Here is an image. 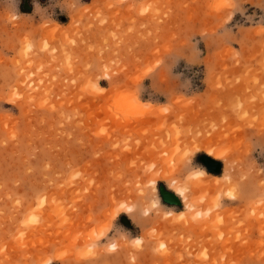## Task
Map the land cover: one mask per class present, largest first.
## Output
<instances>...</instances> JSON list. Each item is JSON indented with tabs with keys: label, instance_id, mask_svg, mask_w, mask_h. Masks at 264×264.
I'll return each mask as SVG.
<instances>
[{
	"label": "rangeland",
	"instance_id": "obj_1",
	"mask_svg": "<svg viewBox=\"0 0 264 264\" xmlns=\"http://www.w3.org/2000/svg\"><path fill=\"white\" fill-rule=\"evenodd\" d=\"M47 261L264 264V0H0V264Z\"/></svg>",
	"mask_w": 264,
	"mask_h": 264
},
{
	"label": "bare ground",
	"instance_id": "obj_2",
	"mask_svg": "<svg viewBox=\"0 0 264 264\" xmlns=\"http://www.w3.org/2000/svg\"><path fill=\"white\" fill-rule=\"evenodd\" d=\"M192 177L193 178H192V180L190 179L189 183H191V185L194 186V188H198V190L203 189V188L210 189L211 187H215V185L216 186L218 185V180H216V179H214V181L211 184V182L208 179V178H210V175H208L207 173H205L204 171H201V170L194 173ZM177 192H178V195H180V196L181 195L185 196V194H186V191L184 188H179ZM127 209L131 210V208H127ZM48 263L49 262L47 261L45 264H48Z\"/></svg>",
	"mask_w": 264,
	"mask_h": 264
},
{
	"label": "water",
	"instance_id": "obj_3",
	"mask_svg": "<svg viewBox=\"0 0 264 264\" xmlns=\"http://www.w3.org/2000/svg\"><path fill=\"white\" fill-rule=\"evenodd\" d=\"M160 195H161V198L162 200L167 203V204H177V200L175 199V197L166 192L165 190L163 189H160Z\"/></svg>",
	"mask_w": 264,
	"mask_h": 264
},
{
	"label": "trees",
	"instance_id": "obj_4",
	"mask_svg": "<svg viewBox=\"0 0 264 264\" xmlns=\"http://www.w3.org/2000/svg\"><path fill=\"white\" fill-rule=\"evenodd\" d=\"M200 162H201V164H203V165H208V161H209V159L207 158V157H205V156H199V159H198Z\"/></svg>",
	"mask_w": 264,
	"mask_h": 264
}]
</instances>
